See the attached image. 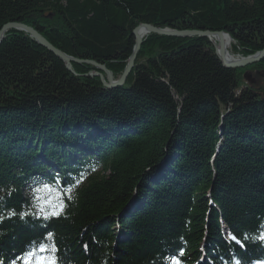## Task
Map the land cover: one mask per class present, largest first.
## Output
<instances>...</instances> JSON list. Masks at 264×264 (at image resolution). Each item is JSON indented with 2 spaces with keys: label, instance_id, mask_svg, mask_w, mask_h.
Returning a JSON list of instances; mask_svg holds the SVG:
<instances>
[{
  "label": "trees",
  "instance_id": "trees-1",
  "mask_svg": "<svg viewBox=\"0 0 264 264\" xmlns=\"http://www.w3.org/2000/svg\"><path fill=\"white\" fill-rule=\"evenodd\" d=\"M10 22L114 79L140 23L264 47V0H0ZM71 69L0 41V264L42 240L58 264H264V58L227 68L207 37L151 33L121 86Z\"/></svg>",
  "mask_w": 264,
  "mask_h": 264
},
{
  "label": "water",
  "instance_id": "water-1",
  "mask_svg": "<svg viewBox=\"0 0 264 264\" xmlns=\"http://www.w3.org/2000/svg\"><path fill=\"white\" fill-rule=\"evenodd\" d=\"M10 29L18 30L25 32L29 35V37L35 41L39 46L43 47L50 53H52L55 57H57L59 60H61L65 66V68L73 73L71 69V63H80V64H88L93 66L95 69H97L92 76H97L100 78V82L105 88H113L117 86L123 85L129 71L132 69L134 59L137 55V52L140 47L141 39L146 34H157L167 37H175V38H187V37H193V36H202L207 37L208 39L212 36L214 37V40H216L217 44L214 45L215 47V53L217 57L220 59L221 63L224 67L227 68H241L243 66H247L251 63L259 62L264 58V47L262 50L257 52L254 55L246 56V57H237L233 59L231 56H227V52L224 49L223 46V37H227L229 41H231L229 35L226 32L223 31H198V30H175V29H168V28H160L158 26H152L150 24L140 23L138 24L132 34L134 36V45L132 52L130 56L127 59V63L122 71V74L117 79H112V75L109 71L105 70L104 66H101L100 64H97L91 60H81L74 57H71L61 50L55 48L51 43H49L41 34H39L36 30L33 28L20 23V22H10L4 24L0 29V41L4 37V33L7 32ZM141 33V34H140ZM143 36V37H142ZM210 40V39H209ZM211 41V40H210ZM231 57V58H229ZM102 73L105 74L106 78L102 77ZM92 73H89L88 75L91 76Z\"/></svg>",
  "mask_w": 264,
  "mask_h": 264
},
{
  "label": "snow or ice",
  "instance_id": "snow-or-ice-1",
  "mask_svg": "<svg viewBox=\"0 0 264 264\" xmlns=\"http://www.w3.org/2000/svg\"><path fill=\"white\" fill-rule=\"evenodd\" d=\"M45 187L47 188V186ZM69 192H71V189H69ZM53 207L55 210L51 212V215L58 216L62 213L64 204L61 201ZM12 214L15 215V213ZM23 215L26 214H22V216ZM50 237L51 234H49V238ZM258 238L264 241V233H261ZM233 239H235V237H233ZM56 252L57 248L55 247V244L49 245L44 243V241L42 240L38 244L34 243L32 248L25 253V256L23 258V264H33V261L34 264H58V257L56 256ZM173 264H178V262L173 260Z\"/></svg>",
  "mask_w": 264,
  "mask_h": 264
},
{
  "label": "bare ground",
  "instance_id": "bare-ground-1",
  "mask_svg": "<svg viewBox=\"0 0 264 264\" xmlns=\"http://www.w3.org/2000/svg\"><path fill=\"white\" fill-rule=\"evenodd\" d=\"M141 34V33H140ZM210 40H211V43L213 44V45H215V44H217V42H216V40H214V37H210L209 38ZM223 46H224V49H225V51L227 52L226 54H227V56H231V54L229 53V50H230V41H229V39L227 38V37H223ZM260 50H262V49H260ZM259 50V51H260ZM259 51H257V52H259ZM257 52H255L254 54H256ZM253 54V55H254ZM250 56V55H249ZM229 58H231V57H229ZM261 61V60H260ZM246 67V66H245ZM130 72V71H129ZM129 74V73H128ZM128 76V75H127Z\"/></svg>",
  "mask_w": 264,
  "mask_h": 264
},
{
  "label": "rangeland",
  "instance_id": "rangeland-1",
  "mask_svg": "<svg viewBox=\"0 0 264 264\" xmlns=\"http://www.w3.org/2000/svg\"><path fill=\"white\" fill-rule=\"evenodd\" d=\"M142 37H143V36H142ZM141 44H142V39H141V42H140V46H141ZM139 48H140V47H139ZM138 52H139V50H138ZM138 52H137V54H138ZM229 53L231 54V57H232L233 59L237 58V56H235L234 54L231 53V49L229 50ZM135 58H136V57H135ZM134 62H135V59H134ZM134 62H133V65H134ZM126 63H127V62H126ZM252 64H254V62L251 63V65H252ZM249 65H250V64H249ZM249 65H248V66H249ZM101 66H103V65H101ZM132 67H133V66H132ZM244 67H245V66H243V67H241V68H244ZM104 68H105V70H107V71H109V72L111 73V71H110L109 69H107L106 67H104ZM96 70H97V69H96ZM94 72H95V71L90 72V73H92L91 76L88 75L89 73L86 74V75L89 76V77H97V76H92ZM244 74L246 75V73H244ZM111 75H112V73H111ZM102 77H103V78H106V77H105V74L102 73ZM97 78H98L99 81H100V78H99V77H97ZM118 78H119V76H118ZM112 79H114L113 76H112ZM114 80H115V79H114ZM124 82H125V81H124ZM123 84H124V83H123Z\"/></svg>",
  "mask_w": 264,
  "mask_h": 264
}]
</instances>
